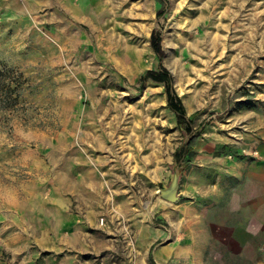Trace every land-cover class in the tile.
Listing matches in <instances>:
<instances>
[{
	"label": "rangeland",
	"instance_id": "rangeland-1",
	"mask_svg": "<svg viewBox=\"0 0 264 264\" xmlns=\"http://www.w3.org/2000/svg\"><path fill=\"white\" fill-rule=\"evenodd\" d=\"M18 1L0 0V264H264V206L233 211L227 174L264 159V0H62L53 20ZM163 69L170 90L146 76Z\"/></svg>",
	"mask_w": 264,
	"mask_h": 264
},
{
	"label": "crops",
	"instance_id": "crops-1",
	"mask_svg": "<svg viewBox=\"0 0 264 264\" xmlns=\"http://www.w3.org/2000/svg\"><path fill=\"white\" fill-rule=\"evenodd\" d=\"M85 3V0H82V4ZM51 4V20L54 19L55 14L59 10V7H65L64 2L62 0H34L32 3H29L30 8L33 9L34 12H37L38 9L42 7H47ZM8 7H10V12H12V9L16 10L15 14H20L21 12H25V8H22V5H20V2L18 0H10L8 3ZM82 5L78 4L77 9L78 13H81L82 11ZM86 15H84L85 18ZM87 18V17H86ZM230 165H228L227 174L231 175L233 178V185H232V191H231V209L233 211H238L240 214L245 213L249 208H252V206L255 204L258 208L261 206L263 208L264 206V159L262 160H256L255 162H250L246 157L243 158H237V160H230ZM93 176V175H92ZM90 175H83V182L86 185L92 184L94 185L95 189H99V181L92 182ZM70 177H74L71 175ZM90 177V178H89ZM91 181V182H90ZM87 182V183H86ZM74 183V178H73ZM81 184V183H80ZM256 211V210H255ZM254 211V212H255ZM75 210L71 209V206L64 205L63 206V222L56 221L55 215L51 218V249L56 250V252H62L64 248L68 247L69 245V239H67V236L63 234V231L67 230L69 228V219L71 220L73 217V213ZM68 217V220L65 221V219ZM62 231V234L60 236L58 235L59 231ZM84 236V240H89V233L88 231L82 229V227L79 228V230ZM75 231L74 233H76ZM87 233V235H85ZM78 235V233H77ZM80 237V236H79ZM89 243L82 242L80 244L81 249H86ZM95 247H98L103 249L102 243L99 245L96 244ZM58 250V251H57ZM161 254L162 251H159V259L161 260ZM144 253L140 255L138 258V261L140 262L145 261L146 259L143 257ZM54 258V257H53ZM62 262L56 263L51 259V264H71V259H68L65 257H60ZM74 264H80L81 258L77 257L74 259ZM138 262V263H139ZM93 263V262H92ZM148 263V262H147ZM94 264V263H93ZM149 264V263H148Z\"/></svg>",
	"mask_w": 264,
	"mask_h": 264
},
{
	"label": "trees",
	"instance_id": "trees-1",
	"mask_svg": "<svg viewBox=\"0 0 264 264\" xmlns=\"http://www.w3.org/2000/svg\"><path fill=\"white\" fill-rule=\"evenodd\" d=\"M151 42L153 44V47L155 48V50L157 51V53L162 54V46H161V36L158 35V33L156 31H153L151 34ZM147 77H151L153 80L158 81V82H166L167 88L170 90L171 88V76L169 74V72L166 69H163L162 71H155V70H149L147 72ZM170 104L171 106L180 114V118H182L183 116H185L184 113V106L181 102V100L177 97L176 99H174L173 96L170 97ZM196 136L191 137V139H189L186 147H185V152H191L194 148V145L197 141Z\"/></svg>",
	"mask_w": 264,
	"mask_h": 264
},
{
	"label": "water",
	"instance_id": "water-1",
	"mask_svg": "<svg viewBox=\"0 0 264 264\" xmlns=\"http://www.w3.org/2000/svg\"><path fill=\"white\" fill-rule=\"evenodd\" d=\"M178 181H179V173L176 172L172 183L169 187L162 190V194L164 197L168 198L169 200H175L176 199V192L178 188Z\"/></svg>",
	"mask_w": 264,
	"mask_h": 264
},
{
	"label": "bare ground",
	"instance_id": "bare-ground-1",
	"mask_svg": "<svg viewBox=\"0 0 264 264\" xmlns=\"http://www.w3.org/2000/svg\"><path fill=\"white\" fill-rule=\"evenodd\" d=\"M187 28V27H186ZM189 29H190V27H188ZM192 28V27H191ZM189 39V38H188ZM190 40H191V38H190ZM184 41V40H183ZM186 41H188V40H186ZM195 41V40H194ZM185 45L187 46V44L185 43ZM190 48H191V46H190ZM194 50V49H193ZM196 71H198L197 69H196ZM199 72V71H198ZM69 173H71L70 171H69ZM72 174V173H71ZM70 178V177H69ZM76 178V177H75ZM83 179V178H82ZM62 180V179H61ZM81 180V179H80ZM60 181V180H59ZM64 181V180H63ZM76 182V181H75ZM63 185V184H62ZM70 185H71V183H70ZM73 185V184H72ZM75 186V185H74ZM68 188V187H67ZM66 189V188H65ZM104 228V227H103ZM145 228H147V227H145ZM140 230V229H139ZM148 233V232H147ZM149 234V233H148ZM203 234V233H202ZM147 235V234H146ZM150 236V235H149ZM140 247V246H139ZM145 257H146V255H145ZM144 257V258H145ZM148 257V256H147ZM137 260V259H136ZM138 261V260H137ZM139 262V261H138ZM136 264V263H135ZM137 264H148L147 262L145 263V261H140L139 263H137Z\"/></svg>",
	"mask_w": 264,
	"mask_h": 264
}]
</instances>
